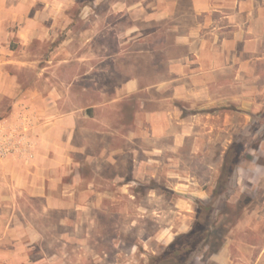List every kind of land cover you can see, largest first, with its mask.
<instances>
[{
	"label": "crops",
	"instance_id": "0c3cea01",
	"mask_svg": "<svg viewBox=\"0 0 264 264\" xmlns=\"http://www.w3.org/2000/svg\"><path fill=\"white\" fill-rule=\"evenodd\" d=\"M74 5L90 22L86 31L93 50H110L106 37L116 29L114 56L134 54L132 62L122 61L130 73L116 78L109 98L87 107L71 102L64 111L56 89L49 95L24 93L38 97L39 117L31 119L36 115L32 108L17 104L10 117L0 120V131L18 130L14 135L21 139L15 150L0 155V180L10 178L11 186L19 188L14 194L0 190V201L11 205L16 194L47 203L53 195L50 185L59 184V192L86 196L75 209L89 211L96 203L92 196L104 200L111 193L105 184L118 180L114 194L122 198L113 210L120 214L127 209L124 199L133 184L154 183L149 195H159L155 184L166 179L178 200L170 206L174 217L148 239L153 244L145 247L150 258L191 228L195 200L211 197L239 131L253 125L257 133L264 130V0H0V25L23 20L20 27L30 38H47L77 18L71 16ZM112 17L116 20L110 21ZM126 19L129 25L120 27ZM97 35H103L101 44L94 42ZM48 99L54 104L48 105ZM255 150L260 155L242 161L249 171L241 163V187L231 197L233 203L239 195L246 197L247 203L222 248L207 259L198 257L203 264H264V137ZM18 162L28 164L27 175L21 176ZM84 162L91 165L94 178L83 189L68 186L66 171L75 167L79 172L77 166ZM128 163L129 180L126 174L100 172ZM95 176L108 179L102 189Z\"/></svg>",
	"mask_w": 264,
	"mask_h": 264
},
{
	"label": "rangeland",
	"instance_id": "374dc122",
	"mask_svg": "<svg viewBox=\"0 0 264 264\" xmlns=\"http://www.w3.org/2000/svg\"><path fill=\"white\" fill-rule=\"evenodd\" d=\"M81 10V7L74 5L70 9L71 16L77 14V18L74 17L72 23H68L69 26L59 31V34L47 38H30L20 27L23 20L17 24L4 20L8 25H0V89L3 95L0 97V120L10 117L12 108L17 104L32 108L36 115L32 114L30 118L38 120L36 112L40 108V101L31 95L26 98V92L37 94L39 90L49 95L56 89L61 95L57 99L58 103L65 111L70 108L71 102L81 108L109 98L113 86L118 82L116 78L129 75L130 68L125 64L134 60V54L114 56L118 53L116 29L110 30L106 37L110 50L104 52L103 46H94L93 50L86 31L90 22L78 15ZM115 20V17L110 19ZM129 23L126 19L120 27L128 26ZM102 36L97 35L94 42L101 44L104 39ZM59 58H68L70 61L56 65L54 62L49 63ZM122 61H125L124 67ZM108 68H111V76L107 75ZM7 88L11 94L5 93ZM103 91L105 94H102ZM53 101L48 99L47 104H54ZM251 130H240L239 137H249ZM6 132L17 133L18 130L7 129ZM1 134L0 131V137ZM258 155L259 152L250 148L247 160ZM257 160L260 162L261 159ZM246 163H242L244 172L249 171ZM118 166L100 172L111 177L119 173L126 174V180H129L132 166L128 163L120 170ZM16 167L21 171V176L28 174L27 163L18 162ZM90 167L84 162L77 166L79 172L74 170L75 167L68 169L66 184L78 189L85 188L87 182L94 178ZM78 174L80 179L76 181ZM107 182L108 179L95 176L94 183L99 189ZM12 184L14 182L10 178L1 177L0 190L14 194L12 191L19 188L15 189ZM153 185L150 182L133 184L130 187L131 194H127L124 199L127 209L120 214L113 210L116 207L113 203L122 198V195L114 194L118 190V180L105 184V189L111 193L104 196V200L102 196H92L96 203L93 210L89 211L75 209L78 202L86 201V196L59 192L62 187L59 184L50 185L53 195L47 203L45 198L34 199L16 194L11 205L3 206L0 201V264H148L149 256L145 247L153 245L148 239L156 236L163 225L172 219L174 213L170 206L178 200L179 195L171 189L168 180L160 179L155 184L159 195L151 196L150 187ZM237 185L239 189L241 184ZM139 203L144 209L140 208ZM246 203V197H235L234 206L219 222L228 218L236 219ZM57 206H62V209H56ZM195 264L203 263L196 259Z\"/></svg>",
	"mask_w": 264,
	"mask_h": 264
},
{
	"label": "trees",
	"instance_id": "16d2710c",
	"mask_svg": "<svg viewBox=\"0 0 264 264\" xmlns=\"http://www.w3.org/2000/svg\"><path fill=\"white\" fill-rule=\"evenodd\" d=\"M263 137L264 130L257 133L253 128L249 137L232 142L211 197L195 200L196 217L191 228L178 234L159 253L151 255L148 264H195L200 255L207 259L222 248L229 227L237 218L219 221L234 206L231 197L237 190L242 161L248 158L250 148L259 147Z\"/></svg>",
	"mask_w": 264,
	"mask_h": 264
},
{
	"label": "built area",
	"instance_id": "2783aa9c",
	"mask_svg": "<svg viewBox=\"0 0 264 264\" xmlns=\"http://www.w3.org/2000/svg\"><path fill=\"white\" fill-rule=\"evenodd\" d=\"M7 129L1 130L0 137V155L6 156L9 152L15 150L21 143V139L18 134L14 135V132L7 133Z\"/></svg>",
	"mask_w": 264,
	"mask_h": 264
}]
</instances>
